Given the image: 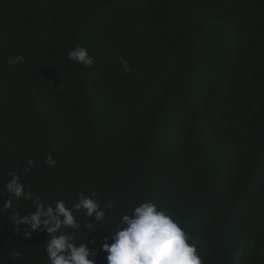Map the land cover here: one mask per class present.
<instances>
[{"label": "trees", "instance_id": "1", "mask_svg": "<svg viewBox=\"0 0 264 264\" xmlns=\"http://www.w3.org/2000/svg\"><path fill=\"white\" fill-rule=\"evenodd\" d=\"M81 192L105 217L65 231L96 264L146 201L204 264H264V0H0V264H49L13 217Z\"/></svg>", "mask_w": 264, "mask_h": 264}, {"label": "clouds", "instance_id": "2", "mask_svg": "<svg viewBox=\"0 0 264 264\" xmlns=\"http://www.w3.org/2000/svg\"><path fill=\"white\" fill-rule=\"evenodd\" d=\"M67 58L88 67L93 64V58L84 47L69 49ZM20 62H23L21 55L9 61L13 65ZM46 162L49 166L56 163L51 154L46 157ZM33 163L31 160L28 161L29 165ZM10 175L13 178L7 184V188L19 198L24 195L23 186L19 183L18 177L11 173ZM77 195L78 202L74 203L72 208L66 207L63 200L56 201L53 207L45 206L36 198L35 212L13 217V228L17 233L21 232L22 225L29 226L23 229L24 238L37 230L46 231L48 239L44 250L49 264H96L95 259H89L90 256L97 255L96 250L90 249L83 242L76 246L75 236L65 229L80 228L73 210H84V215L96 222L104 219L105 212L94 199L95 192L87 196L82 192ZM27 197L30 198L31 193L27 194ZM8 206H11V201L8 202ZM106 207L112 208L114 205L109 202ZM85 227L91 229L92 224L87 223ZM109 239L112 241L110 244ZM101 250L107 253V264H204L188 232L153 201L140 203L134 207L131 214H122L116 230L104 237Z\"/></svg>", "mask_w": 264, "mask_h": 264}]
</instances>
